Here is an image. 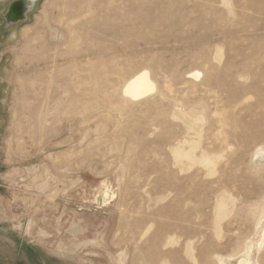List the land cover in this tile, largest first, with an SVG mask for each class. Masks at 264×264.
Instances as JSON below:
<instances>
[{
  "label": "rangeland",
  "instance_id": "obj_1",
  "mask_svg": "<svg viewBox=\"0 0 264 264\" xmlns=\"http://www.w3.org/2000/svg\"><path fill=\"white\" fill-rule=\"evenodd\" d=\"M13 1L0 262L264 264V0H40L6 28ZM142 69L156 91L125 99Z\"/></svg>",
  "mask_w": 264,
  "mask_h": 264
},
{
  "label": "bare ground",
  "instance_id": "obj_2",
  "mask_svg": "<svg viewBox=\"0 0 264 264\" xmlns=\"http://www.w3.org/2000/svg\"><path fill=\"white\" fill-rule=\"evenodd\" d=\"M118 20V19H117ZM122 25V24H121ZM131 54V53H130ZM195 78L199 77V73H195L193 74ZM1 81V80H0ZM157 89V84L154 82V80L151 77V73L148 69H142L139 72H137L135 75H133L131 78H129L126 83L123 85L122 87V96L130 101H134V102H138L141 101L142 99H145L146 97H148L149 95L153 94ZM187 143V142H185ZM184 144V142L182 143ZM194 146H191V148L189 149V151L183 150L182 148H177L175 150L174 148V154L176 155V159H178V162H182L184 161V159H190L189 161H191L194 165L195 162L199 161V163H203L205 165H207L209 163V158L203 156L201 158H196L195 154H194ZM262 154V153H261ZM189 163V162H188ZM207 163V164H206ZM179 164V163H178ZM187 164V163H186ZM187 166V165H186ZM103 195V194H102ZM114 195V194H113ZM103 197V196H102ZM106 197L109 199V201L111 200L109 193H106ZM101 198V197H100ZM104 198V197H103ZM105 199V198H104ZM108 199H106L108 201ZM108 201V202H109ZM106 203V202H104ZM225 205V204H224ZM220 206L223 208V203L221 202ZM219 206V207H220ZM260 225V224H259ZM262 240H264V233L262 235ZM261 240V241H262ZM251 243V242H250ZM249 247V246H248ZM148 250V249H147ZM52 251V250H51ZM245 261L243 260L241 262V264H252L253 260H252V247L250 246L249 248H247V250H245ZM55 254H57L58 256L61 257H68L70 258L69 255L67 254H62L56 251H53ZM240 257V256H239ZM74 258V257H73ZM194 260V258H193ZM242 260V259H240ZM196 261V259L194 260ZM229 261V260H228ZM154 262V261H153ZM167 262H165L166 264ZM177 263V262H176ZM168 264V263H167ZM237 264H240L237 263ZM259 264V263H256Z\"/></svg>",
  "mask_w": 264,
  "mask_h": 264
},
{
  "label": "water",
  "instance_id": "obj_3",
  "mask_svg": "<svg viewBox=\"0 0 264 264\" xmlns=\"http://www.w3.org/2000/svg\"><path fill=\"white\" fill-rule=\"evenodd\" d=\"M40 0H15L9 6L7 12L3 15L6 21V28L15 24L23 23L28 20V14ZM0 264H3L0 262Z\"/></svg>",
  "mask_w": 264,
  "mask_h": 264
},
{
  "label": "crops",
  "instance_id": "obj_4",
  "mask_svg": "<svg viewBox=\"0 0 264 264\" xmlns=\"http://www.w3.org/2000/svg\"><path fill=\"white\" fill-rule=\"evenodd\" d=\"M36 1V0H35ZM42 234H43V236L44 237H47V234L46 233H43V232H41ZM49 251H50V253H52V254H55L53 251H56V252H59V253H62V254H64L61 250H52L51 251V249H49ZM67 254V253H66ZM56 256H58L57 254H55ZM59 257H61V256H59ZM63 258H68V257H63Z\"/></svg>",
  "mask_w": 264,
  "mask_h": 264
}]
</instances>
